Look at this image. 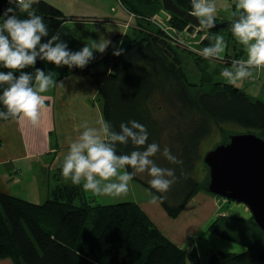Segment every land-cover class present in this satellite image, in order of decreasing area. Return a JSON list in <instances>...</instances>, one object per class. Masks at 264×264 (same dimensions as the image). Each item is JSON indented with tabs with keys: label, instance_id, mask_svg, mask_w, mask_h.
Returning a JSON list of instances; mask_svg holds the SVG:
<instances>
[{
	"label": "trees",
	"instance_id": "obj_1",
	"mask_svg": "<svg viewBox=\"0 0 264 264\" xmlns=\"http://www.w3.org/2000/svg\"><path fill=\"white\" fill-rule=\"evenodd\" d=\"M119 1L144 20L155 12L151 7L154 0ZM174 1L192 12L190 0ZM8 7L15 9L18 18H27L16 3L0 0V24ZM32 9L48 27L45 42L67 18L48 0H39ZM171 21L178 27L189 24L174 13ZM152 27L140 36L125 35L121 45L123 35H113L103 54L94 53L95 58L85 68L77 69L97 86L104 120L114 130L119 131L122 122L138 121L147 128V143L156 142L161 150L168 147L182 161L171 164L161 152L152 157L157 166L175 169L174 183L167 192L153 189L147 172L134 177L155 191L169 216L175 217L202 186L196 172L197 162L205 154L200 150L202 139L213 128L250 131L264 139V100L253 99L232 84L213 81L216 70L208 66H204L203 74L210 81H191L175 47L159 27ZM211 35L208 29L201 43L210 41ZM117 48H123L124 53L112 55ZM42 65L38 60L35 67ZM0 71L9 69L0 65ZM24 71L34 74L35 68ZM4 87L0 85V94ZM0 111H6L2 103ZM135 147L118 144L117 154L130 153ZM127 170L132 171L130 167ZM207 185L208 181V190ZM215 223L209 228L217 231ZM249 225L251 232L245 237H231L219 229L222 236L242 243L246 249L238 253L216 250L209 255L208 264H264V232L254 220ZM190 247L185 250L165 235L132 200L102 204L68 184L54 186L51 196L42 202L0 191V258H10L13 264H200Z\"/></svg>",
	"mask_w": 264,
	"mask_h": 264
},
{
	"label": "clouds",
	"instance_id": "obj_2",
	"mask_svg": "<svg viewBox=\"0 0 264 264\" xmlns=\"http://www.w3.org/2000/svg\"><path fill=\"white\" fill-rule=\"evenodd\" d=\"M12 0H9L11 4ZM39 0H17V6L27 13L20 19L15 9H4L0 24V65L9 71H0V85H6L0 94V103L6 111H0V119L27 121L33 127L39 125L44 114L50 111L46 104L49 97L43 95L63 81L55 79L57 73L51 69L35 67L37 61H44L56 68L67 66L85 68L95 57L94 52L103 54L110 40H93L90 47L85 44L73 51L61 40L59 33L48 37V27L42 16L36 14L32 5ZM192 15L203 27H215L217 7L215 0H191ZM234 18L229 24L231 34L243 45L246 59L231 61L221 76L229 84L251 79L254 70L264 68V0H236ZM227 42L223 36H216L214 43L203 48L200 55L205 59H219L225 53ZM124 53L123 48L112 52L114 56ZM34 67V74L24 71ZM18 72V74H16ZM83 131L71 140L63 157L61 174L73 185L96 196L119 197L126 195L129 182L137 173L147 172L150 186L160 193L167 192L175 180V169L162 168L152 159L158 152L174 165L182 164L168 147L161 150L156 142L147 143L148 131L145 125L135 120L122 122L119 131L110 122L101 120L99 127L82 125ZM136 146L130 153L117 154V145ZM130 167L131 172L127 170Z\"/></svg>",
	"mask_w": 264,
	"mask_h": 264
},
{
	"label": "crops",
	"instance_id": "obj_3",
	"mask_svg": "<svg viewBox=\"0 0 264 264\" xmlns=\"http://www.w3.org/2000/svg\"><path fill=\"white\" fill-rule=\"evenodd\" d=\"M50 1L52 3V0ZM235 4L236 0H233L221 16H216L221 18L215 19L232 20L231 12L235 10ZM57 7L67 15V18L54 35L59 33L61 40L73 51L81 49L85 44L91 47L93 40H110L115 34L123 35L120 39L121 45L126 39L125 35L140 36L153 28L151 23L128 11L120 1L80 0L59 4ZM239 52L234 48L232 52L226 53L234 60L238 59ZM41 68L55 71L57 73L55 79L63 81L62 86L57 85L43 93L49 97L46 104L50 111L42 116L36 127L27 121L17 122L14 119L0 121V191L34 202L49 198L57 184L73 185L61 174V165L68 144L83 131L82 125L99 127V122L105 121L102 112L103 101L97 86L84 78L77 68L69 69L67 66L56 68L44 61ZM262 70L264 68L256 70L260 80L264 76ZM201 175L202 173L197 175L199 181H202ZM76 186L83 194L93 196L95 200L93 194L83 190L82 184ZM129 186L134 188L135 185L130 181ZM209 192L204 187L199 188L189 197L177 217H170L157 197L153 199L151 196L156 202L136 197L129 198L133 197L128 196L129 194L115 198L118 201L124 199L138 203L165 235L179 246H183L188 239L203 235L204 232L206 236L211 235L205 226L215 216H219L221 220L239 221L236 217H230L231 214L222 212L220 209L222 204L219 206L216 197ZM237 223L246 227L250 224L243 220ZM226 231L237 233L236 230L227 228ZM0 264L13 262L10 258H0Z\"/></svg>",
	"mask_w": 264,
	"mask_h": 264
},
{
	"label": "rangeland",
	"instance_id": "obj_4",
	"mask_svg": "<svg viewBox=\"0 0 264 264\" xmlns=\"http://www.w3.org/2000/svg\"><path fill=\"white\" fill-rule=\"evenodd\" d=\"M6 1H9V0H6ZM76 1H80V0H52V4L58 6L59 4L70 3V2L74 3ZM90 1L91 0H85V2H90ZM94 1L106 2L108 0H94ZM118 1L119 0H115V2H118ZM232 1L233 0H215L216 7H217L216 16H221L224 13L225 8L229 6L228 4H231ZM13 3L17 4V2H13ZM151 3H152L151 7H153L155 12L151 15L152 17L150 18L154 17L155 20L146 19V21H149L152 25L159 27V29L163 31V36L168 40V42H170L175 47L178 55L181 57L182 67L186 71L188 78L191 81H195L196 83H199V84L203 83V81L207 83L210 80L208 78V75L203 74V73L205 72L204 66H208L209 70H214V69L216 70V72H214L211 78L213 81H222V82L229 83L224 77L221 76L222 70L225 67L230 68L231 61L233 60L232 58H230V56L227 55L226 52H232V50L235 48L236 51H240L238 55V59H246V53L243 49V45H241L235 39V37L232 36L230 28L229 27L228 28H218L217 30L210 29L213 32V35L210 36L211 37L210 41L206 43H201V41L205 39V37L207 36V33H208L207 28L204 29L202 26H196L193 24H192L193 26H191L190 25L191 23L187 24L186 26L184 25L183 27H178L171 21L172 12H170L169 10H166L162 6L161 0H154ZM228 11L229 10H227V12ZM133 14L135 15V13ZM138 17L142 18L140 15H138ZM216 18H221V17H216ZM159 24L160 26H158ZM163 28L167 30L168 33ZM216 36H223L225 41L227 42V49L225 53L221 54V57L219 59L203 58V56L200 55V51L203 48L214 43V38ZM194 56L196 57V59H194ZM196 61L197 62L199 61V64H197ZM262 73H264V70H262ZM234 87L240 88L242 91H245V93H247L253 99L264 100V76L262 80L258 79L256 75V70H254V74L251 79H246L244 81L237 82V84L234 85ZM224 127H226V125H224L223 128ZM239 132H243V131H237V130L231 131L227 129H221V128L214 129L213 128L211 134L204 137L201 141L200 150L202 154H204L207 149L213 148L216 144L227 141L230 134L239 133ZM197 164L198 165L196 167V172H197V175H200L202 173L201 175L202 186L201 187L205 188L206 182L208 181V176H207L208 168L203 161V157H201V159L197 162ZM137 174H142V173H137ZM148 177L150 178V176ZM131 181L135 186L134 188L129 186V190L127 194H129L128 196H133L129 198L136 197L144 201L148 200V201H153V202H156V201L152 200L151 196H153V199L156 197L159 199L156 192L151 190L147 185H145L141 181L135 178H133ZM87 193L92 194L91 192H87ZM209 193H211V195H214L216 197V201L219 206L222 204V206H220L221 211L228 215L231 214L230 217H236L239 219V221L243 220V222L246 221L248 223H251V220H253L251 212L249 208H247L248 206L245 203L232 201L225 197L214 194L212 192H209ZM94 196H95L94 197L95 202L102 203V204L116 202L115 200H117V198L115 197L96 196V195ZM120 200H124V199H120ZM76 202L78 203V199H76ZM178 214L175 217H177ZM215 220H216V223H215L214 228L217 231H215L214 229L211 230L209 228L210 225ZM239 221L237 219L221 220L219 216L217 217L215 216L205 226L206 230L208 229L211 235L206 236L204 235L205 234L204 232L203 235H200V236L198 235L197 237L192 238L193 240L190 246L192 247V249L196 251L197 255L199 256L200 264H208L209 255L216 250L232 251V252L238 253L246 249V246H244L242 243L237 242L232 239H228L222 236L220 233H218L219 232L218 230L224 227L225 230L222 229L224 231H226V228L227 230H232V231L236 230L235 232L237 233L226 231L228 233L226 235H229L231 237L232 235L235 237L236 236L243 237L244 235L247 236V234L251 231L248 230L246 226H243V224L237 223ZM188 242H189V239L181 247L184 249L188 248L187 247Z\"/></svg>",
	"mask_w": 264,
	"mask_h": 264
},
{
	"label": "water",
	"instance_id": "obj_5",
	"mask_svg": "<svg viewBox=\"0 0 264 264\" xmlns=\"http://www.w3.org/2000/svg\"><path fill=\"white\" fill-rule=\"evenodd\" d=\"M161 2L166 10L201 26L191 11L180 7L174 0ZM231 22L215 19V27L205 28H228ZM241 92L245 94V91ZM203 161L208 168V190L229 200L245 203L256 225L264 232V139L250 131L232 133L227 142L207 150ZM191 244L192 239L187 247Z\"/></svg>",
	"mask_w": 264,
	"mask_h": 264
},
{
	"label": "built area",
	"instance_id": "obj_6",
	"mask_svg": "<svg viewBox=\"0 0 264 264\" xmlns=\"http://www.w3.org/2000/svg\"><path fill=\"white\" fill-rule=\"evenodd\" d=\"M12 2H17V0H12ZM149 20H155V18H149ZM158 26H160V24L158 25ZM164 29V28H163ZM165 30V29H164ZM166 32H167V30H165ZM168 33V32H167Z\"/></svg>",
	"mask_w": 264,
	"mask_h": 264
}]
</instances>
